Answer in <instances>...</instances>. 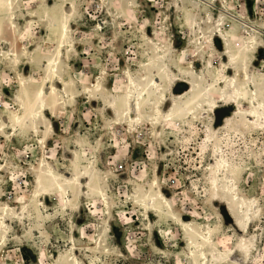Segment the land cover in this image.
<instances>
[{"label":"rangeland","instance_id":"374dc122","mask_svg":"<svg viewBox=\"0 0 264 264\" xmlns=\"http://www.w3.org/2000/svg\"><path fill=\"white\" fill-rule=\"evenodd\" d=\"M207 1L214 6L75 0V48L66 54L63 76L76 79L78 88L99 80L108 99H88L75 89L50 116L53 129L35 132L16 131L10 121L20 109L21 79L31 90L43 78L61 12L55 6L64 2L21 0L14 21L24 30L7 39L23 44L27 54L12 58L0 45V217L6 223L0 264H196L191 229L210 239L214 254L206 264H264V113L254 103L264 102V0ZM243 21L254 26L262 51L240 52L247 37ZM155 51L179 80L168 86L164 75L166 101L151 94L118 115L128 74L159 78V67L150 65ZM230 79L248 96L235 95L211 110L205 99L218 102ZM192 83L197 91L181 100L186 110L163 118ZM220 159L249 207L247 234L213 185V176H223ZM44 160L67 178L82 176L78 171L86 167L88 179L38 191ZM241 238L248 254L232 251ZM231 251L229 260L217 256Z\"/></svg>","mask_w":264,"mask_h":264},{"label":"bare ground","instance_id":"6f19581e","mask_svg":"<svg viewBox=\"0 0 264 264\" xmlns=\"http://www.w3.org/2000/svg\"><path fill=\"white\" fill-rule=\"evenodd\" d=\"M32 1L34 4H36V2L40 3L39 0ZM62 1L64 2L63 5L60 3L55 6V8L60 7L61 12L59 13L58 23L54 24V51L53 54L50 57H47L44 61L45 73L43 78L39 80V83L31 90L26 87L27 81L24 78L21 79L19 84L18 99L20 109L18 113L13 115L10 121L11 126L16 129V131L32 130L37 132L39 127L46 131L53 129V123L50 116L54 115L55 108L58 105L64 104L72 98L75 89L79 91L82 90V94L86 95L88 99H93L95 98L94 95H96L103 103L107 102L108 98L102 94V86L99 80L93 87L85 86L83 84L81 88H78V85L75 84L76 79H73L70 75L63 76V72L69 68L65 59L66 54L75 48L71 36L72 22L70 21V15L75 11V0H61V2ZM195 1H201L205 5L214 6V3L207 0ZM20 3L21 0H0V45H7V47H9V53L5 51L3 52L12 58L17 57V59L19 58V54L22 50L24 54H27V50L23 47V44L20 45V43H10L7 37L9 35L12 36L14 34H19V32L24 30V28L19 29L14 21V12ZM242 14L243 15H240V18L245 20V12L243 11ZM243 22L247 25L243 27L248 30L245 29V35L247 37L243 40V47L240 52L242 54L251 51L256 52L255 49L262 51L261 47H258V39L256 38L257 33L255 30L251 29L254 26L245 21ZM27 24L29 25L30 22ZM29 29L30 26L28 27L30 34ZM160 58L161 57L158 55V51H155V60L150 62V65H153V67H159V72L157 70L159 78L150 77L148 74L143 73L142 77L137 79L134 75L128 74L129 87L125 95L122 97V102L120 103L122 107H115V111L118 115H120V109L124 107L126 108L123 109L121 113L124 115L125 112L131 108V101L134 100L137 104H139L140 100L148 98L151 94H153L155 98L159 95L162 100L166 101L167 95L163 84V76H167V81L169 80V83L167 84L168 86L172 85L173 81L175 82L179 79H173L169 74V70H166V67L157 62ZM244 77H246V75H244ZM197 88L198 84L192 83L188 92H186L183 96L177 97L170 111L167 114L161 112L160 115L163 116V118H168L174 112L185 111V106L182 104L181 100L187 95L196 92ZM239 94L248 96L249 90L243 86L239 87L234 79H230V83L220 89L218 102L216 99L206 98L205 104L209 106L211 110L216 109L219 102L225 101L228 98ZM251 95L254 97L255 92L252 91ZM254 103L256 104L258 111L260 113H264V102L257 101ZM128 121L131 125H135L137 123V120L131 117L128 118ZM154 122L155 120H152V123ZM217 163V166L222 168L223 176H213V185L216 187V191L220 193V199L222 198L223 202L227 205L229 214L234 219L236 225L239 227L241 232L247 234L250 230L252 220V216L249 214V207H247L245 199L238 193L235 174L231 172L226 161L220 159ZM86 171V167L82 168L81 172L78 171V173L82 176L73 174L71 178H67L62 173L56 171L55 168L44 160L41 163L36 175L37 190L44 191L46 189V194H48L47 191L54 188L63 190L64 186H69V184H71L75 179L78 180L81 177L88 179L86 177ZM78 185H80V182H78ZM154 200L155 198L153 195L147 198L149 203H152ZM21 202L22 200H20L19 203ZM21 204L25 206V202H22ZM233 205H237V211L233 208ZM185 226L187 225L185 224ZM5 227L6 223L0 217V244L6 235ZM188 242L191 246L193 260L196 264H206L208 258L211 257L210 253L214 254V250L211 248L210 239L207 233L200 234L191 229L190 240ZM233 250L237 253L248 254L249 245L247 240L245 238H241L235 245V248H232V251ZM232 251L230 253L218 252L217 256L226 260Z\"/></svg>","mask_w":264,"mask_h":264}]
</instances>
